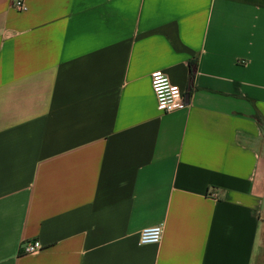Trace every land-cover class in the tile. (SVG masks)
<instances>
[{"label": "crops", "instance_id": "1", "mask_svg": "<svg viewBox=\"0 0 264 264\" xmlns=\"http://www.w3.org/2000/svg\"><path fill=\"white\" fill-rule=\"evenodd\" d=\"M15 1L0 264H264V0ZM154 71L181 110L158 111Z\"/></svg>", "mask_w": 264, "mask_h": 264}, {"label": "built area", "instance_id": "2", "mask_svg": "<svg viewBox=\"0 0 264 264\" xmlns=\"http://www.w3.org/2000/svg\"><path fill=\"white\" fill-rule=\"evenodd\" d=\"M14 7L23 12L27 9L24 0H16ZM152 91L157 101V109L164 114L174 113L184 106V92L171 82L163 71H154L151 74ZM163 226H154L143 229L140 233V245H156L163 237ZM43 249L40 241H27L21 245V254L35 255Z\"/></svg>", "mask_w": 264, "mask_h": 264}, {"label": "rangeland", "instance_id": "3", "mask_svg": "<svg viewBox=\"0 0 264 264\" xmlns=\"http://www.w3.org/2000/svg\"><path fill=\"white\" fill-rule=\"evenodd\" d=\"M261 254L264 256V243H263V246L261 248ZM264 263V262H263Z\"/></svg>", "mask_w": 264, "mask_h": 264}, {"label": "trees", "instance_id": "4", "mask_svg": "<svg viewBox=\"0 0 264 264\" xmlns=\"http://www.w3.org/2000/svg\"><path fill=\"white\" fill-rule=\"evenodd\" d=\"M194 72V69L191 67V73H193Z\"/></svg>", "mask_w": 264, "mask_h": 264}]
</instances>
